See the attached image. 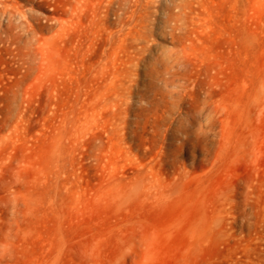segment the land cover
I'll use <instances>...</instances> for the list:
<instances>
[{
	"label": "rangeland",
	"instance_id": "rangeland-1",
	"mask_svg": "<svg viewBox=\"0 0 264 264\" xmlns=\"http://www.w3.org/2000/svg\"><path fill=\"white\" fill-rule=\"evenodd\" d=\"M0 264H264V0H0Z\"/></svg>",
	"mask_w": 264,
	"mask_h": 264
}]
</instances>
